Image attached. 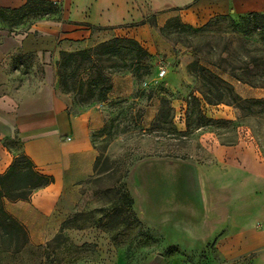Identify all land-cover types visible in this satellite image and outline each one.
I'll return each instance as SVG.
<instances>
[{
	"label": "rangeland",
	"instance_id": "374dc122",
	"mask_svg": "<svg viewBox=\"0 0 264 264\" xmlns=\"http://www.w3.org/2000/svg\"><path fill=\"white\" fill-rule=\"evenodd\" d=\"M41 10L32 6L1 18L0 50L12 51L8 38L39 21ZM158 31L160 40L146 49L139 44L147 57L120 44L111 54L94 53L79 68L77 63L58 68L59 89L69 92L77 107L99 104L106 113L93 136L94 171L72 213L48 240H28L16 253L22 235L0 230V264H43L45 245L60 231L67 239L56 253L59 264H150L156 257H161L158 264H264V248L232 257L220 247L222 238L213 235L214 211L221 235L227 232V195L209 190L207 205L200 207V183L205 182L200 167L214 163L203 146L205 136L224 146L244 141L264 156V103H250L264 100V19L227 16L200 27L171 24ZM16 64L17 58L0 59V70L12 71ZM198 67L229 84L239 99L201 106ZM232 69L253 86L232 78ZM124 78L122 88L131 84L132 92L114 97L115 80ZM240 84L250 93L240 91ZM198 111L209 121L200 125ZM125 195L132 201V216ZM65 222L70 228L62 230Z\"/></svg>",
	"mask_w": 264,
	"mask_h": 264
},
{
	"label": "crops",
	"instance_id": "0c3cea01",
	"mask_svg": "<svg viewBox=\"0 0 264 264\" xmlns=\"http://www.w3.org/2000/svg\"><path fill=\"white\" fill-rule=\"evenodd\" d=\"M32 6L50 11L8 38L12 51L0 50L1 60L17 58L12 71L0 70V176L16 157L24 156L36 174L53 180L26 200L3 202L28 240L39 244L57 233L78 203L98 157L93 136L106 120L102 105L79 108L70 93L60 91L61 55L116 39L133 40L146 49L160 40L158 30L172 18L195 28L219 17L264 16V0H0V20ZM126 80H115L111 95H129L131 84L121 85ZM203 105L212 108L201 101ZM202 141L214 163L200 167L205 180L200 183V207L207 205L209 190L228 197L227 232L221 235L214 211L213 235L222 238L220 247L232 257L264 248V156L244 141L224 146L209 135Z\"/></svg>",
	"mask_w": 264,
	"mask_h": 264
},
{
	"label": "trees",
	"instance_id": "16d2710c",
	"mask_svg": "<svg viewBox=\"0 0 264 264\" xmlns=\"http://www.w3.org/2000/svg\"><path fill=\"white\" fill-rule=\"evenodd\" d=\"M50 10L43 8L41 10L42 13H46ZM247 18L251 19H264L263 15H257V14H251L246 16ZM174 23V24H173ZM172 25H181V27H189L181 24L179 18H172L168 20L163 28L160 29V32H164V30ZM151 26H154V22H150ZM129 45L133 46L136 49V52L142 57H147L148 54L139 46V44L133 40L129 39H116L112 40L107 43H103L98 45L97 47L85 50L82 52L77 53H64L61 55L60 62L58 64L59 69H69L71 66H73L75 63H77V67L79 68L82 64L86 62H90L92 59V55L94 53H99L98 55H107L111 54L114 51V48L117 45ZM255 62V61H252ZM197 72H199V77L201 81V88L204 89V91H200V94L202 96V101L205 102L209 106H215L224 103L225 98L229 97L232 101H236L239 99L236 95L233 94V90L229 84H226L223 82L220 78L213 75L211 72L206 70L205 68L198 67ZM236 70V69H235ZM235 70L230 71V76L237 80L238 82H241L243 84H247L250 86H253L252 83L248 82L247 80L241 79L238 75L235 74ZM238 70V69H237ZM245 73L249 72L245 69H243ZM247 74V75H248ZM99 76V71L97 74V77ZM109 89V88H108ZM69 93V92H64ZM227 95V96H226ZM191 102L196 104L197 106L200 104V102L195 99L191 98ZM252 104H260L264 103V100H258V101H251ZM164 105H169L167 100H163ZM171 108H168L166 113L164 114V117H167V112L170 111ZM200 125L203 124V122H208L209 120H205V118L202 116L201 112L198 111ZM26 179H30L28 184H21L26 181ZM52 179L39 176L36 174L33 169L30 162L24 157L19 156L16 157L13 160V163L11 167L6 171V173L2 176H0V230L6 231L9 233L13 232L14 235L21 234L22 235V244L15 250L17 253L24 245L28 242L27 233L24 230V228L13 218L11 217L4 208V200L8 199L9 201H19V200H26L28 193L30 194L32 191L36 189H40L42 187H45L52 183ZM19 185V186H17ZM25 190V193H20L18 195L12 196L11 193L13 191H20ZM125 201L127 205L128 215L132 216V213L130 211V207L132 204V201L125 195ZM70 226H68V222H65L62 225V230L68 229ZM66 237H64L60 231L55 237L52 238L44 247L43 254L45 255V262L43 264H59L57 261L56 253L59 250L60 245H62L66 241ZM71 264V263H68Z\"/></svg>",
	"mask_w": 264,
	"mask_h": 264
},
{
	"label": "built area",
	"instance_id": "2783aa9c",
	"mask_svg": "<svg viewBox=\"0 0 264 264\" xmlns=\"http://www.w3.org/2000/svg\"><path fill=\"white\" fill-rule=\"evenodd\" d=\"M165 74H166L165 70L160 68L159 73H158V77L163 78L165 76Z\"/></svg>",
	"mask_w": 264,
	"mask_h": 264
},
{
	"label": "water",
	"instance_id": "95a60500",
	"mask_svg": "<svg viewBox=\"0 0 264 264\" xmlns=\"http://www.w3.org/2000/svg\"><path fill=\"white\" fill-rule=\"evenodd\" d=\"M161 261V257H156L150 264H158Z\"/></svg>",
	"mask_w": 264,
	"mask_h": 264
}]
</instances>
